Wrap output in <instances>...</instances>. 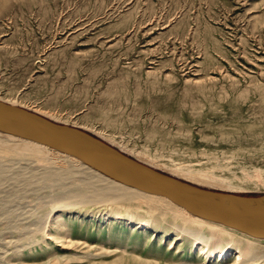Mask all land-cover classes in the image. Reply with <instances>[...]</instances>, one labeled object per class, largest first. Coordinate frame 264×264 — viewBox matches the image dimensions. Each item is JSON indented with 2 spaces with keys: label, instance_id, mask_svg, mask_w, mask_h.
<instances>
[{
  "label": "rangeland",
  "instance_id": "1",
  "mask_svg": "<svg viewBox=\"0 0 264 264\" xmlns=\"http://www.w3.org/2000/svg\"><path fill=\"white\" fill-rule=\"evenodd\" d=\"M0 99L199 187L264 194V0H0ZM19 157L0 171V264H125L49 239L59 178L75 173ZM35 242L54 255L18 260Z\"/></svg>",
  "mask_w": 264,
  "mask_h": 264
},
{
  "label": "bare ground",
  "instance_id": "2",
  "mask_svg": "<svg viewBox=\"0 0 264 264\" xmlns=\"http://www.w3.org/2000/svg\"><path fill=\"white\" fill-rule=\"evenodd\" d=\"M0 101L29 109L6 100L0 99ZM32 111L56 121L35 110ZM99 138L124 152L103 138ZM15 155L32 157L36 165L37 162L44 163V166L45 163L55 162L57 166L62 165L65 168L61 169L62 174L65 173L64 170L75 173L59 178L56 188L61 191L56 193L59 195L53 198L52 203L55 204H53L55 208L59 202L64 204L57 207L60 209L59 212L51 214L52 220L47 221V224L49 223L51 227L50 240L64 239L69 243L75 242V238L85 240L84 243L92 240L94 246L100 247L103 251L97 254L84 253L78 258H87L91 261L114 255L116 257L114 263L125 264H206L208 258L215 254L217 258L211 264H254L264 259V238L254 237L194 215L164 195L125 185L72 155L35 141L0 132V171L6 166L5 160ZM132 158L150 168H156L141 162L136 157L132 156ZM48 165L50 166L49 163ZM52 172V170L46 172L45 177ZM190 177L210 185L233 187L226 181L217 182L209 174L198 173ZM52 212L54 211H50ZM39 223L45 225L46 220L41 219ZM39 230V227L36 228L34 235ZM75 243L77 246L81 244ZM89 246L93 244L90 243ZM54 253L52 243L37 242L33 248L22 249L17 253V257L18 260L23 257L43 258L51 257ZM64 257L77 258L74 253L59 256V258Z\"/></svg>",
  "mask_w": 264,
  "mask_h": 264
},
{
  "label": "water",
  "instance_id": "3",
  "mask_svg": "<svg viewBox=\"0 0 264 264\" xmlns=\"http://www.w3.org/2000/svg\"><path fill=\"white\" fill-rule=\"evenodd\" d=\"M0 132L72 155L125 185L164 195L194 215L264 238V194L239 195L201 188L138 162L87 130L2 101Z\"/></svg>",
  "mask_w": 264,
  "mask_h": 264
}]
</instances>
